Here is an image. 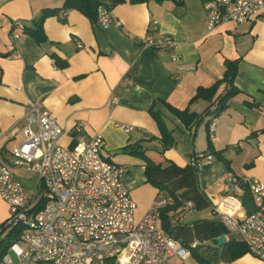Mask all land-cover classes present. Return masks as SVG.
I'll list each match as a JSON object with an SVG mask.
<instances>
[{"label": "crops", "instance_id": "crops-1", "mask_svg": "<svg viewBox=\"0 0 264 264\" xmlns=\"http://www.w3.org/2000/svg\"><path fill=\"white\" fill-rule=\"evenodd\" d=\"M64 1L0 0V159L29 196L37 192L38 176L11 163L12 151L27 138L24 116L31 102L63 129L60 146L70 148L78 137H101L102 157L124 171L122 183L136 204V222L163 194L147 183L144 157L163 167H185L196 154L211 156L210 165L197 171L203 177L197 179L199 188L210 202L209 211L197 219L211 218L214 195L238 197L237 185L228 178L264 183V15L241 25L224 22L209 33L205 0H126L110 9L107 29L77 10L46 17L41 44L17 27H34L43 9L61 8ZM152 21L158 26L149 32ZM149 33L172 36L178 62L165 48L143 50L140 41ZM227 62L236 64L233 87L225 80ZM217 82L211 100L194 99L198 89ZM232 88L237 94L215 116L219 99ZM213 118L210 138L207 125ZM79 122L84 127L73 133ZM171 210L170 222L176 223ZM8 216L0 198V227ZM227 239L241 243L230 232ZM220 264L261 262L247 253Z\"/></svg>", "mask_w": 264, "mask_h": 264}, {"label": "built area", "instance_id": "built-area-1", "mask_svg": "<svg viewBox=\"0 0 264 264\" xmlns=\"http://www.w3.org/2000/svg\"><path fill=\"white\" fill-rule=\"evenodd\" d=\"M99 1L95 25L107 29L111 12L106 0ZM204 9L210 33L224 22L241 25L261 17L264 0H205ZM157 26L152 21L149 32ZM17 27L22 30V25ZM17 37L11 33V38ZM140 44L143 50L165 48L172 62L179 60L178 43L170 35L149 33ZM83 127L79 122L73 133ZM214 132L213 118L208 124L210 138ZM23 133L27 138L12 151V168L35 173L39 182L35 196H29L0 159V198L9 208L1 227L22 228L0 264H106L110 260L115 264H166L172 258L184 264L190 257L161 227L162 211L173 206L171 197L158 194L142 219L135 221L136 204L122 183L124 171L102 157L99 135L78 137L70 148L60 146L64 131L38 102L28 105ZM211 160L209 155L196 154L189 166L198 171ZM227 182L246 185L255 210L247 214L234 195H225L213 209L227 231L264 264V183L251 178H228ZM192 212L190 202L171 210L176 223Z\"/></svg>", "mask_w": 264, "mask_h": 264}, {"label": "trees", "instance_id": "trees-1", "mask_svg": "<svg viewBox=\"0 0 264 264\" xmlns=\"http://www.w3.org/2000/svg\"><path fill=\"white\" fill-rule=\"evenodd\" d=\"M109 9L126 0H106ZM149 0H128L130 3H145ZM163 1V0H156ZM99 0H65L61 8L43 9L39 18L34 21V27H23L24 33L29 34L36 43L41 44L45 39L42 24L46 17L51 16L59 11L77 10L86 16L91 22L96 21V9ZM57 60H55V63ZM235 62H227L226 81L232 86V79L235 76ZM65 64H63V67ZM230 77V79H228ZM220 82L215 83L210 88H200L197 90L194 99L206 98L211 100ZM237 94L233 88L227 91L224 97L220 98L215 109V116L224 109L225 100ZM208 126V125H207ZM144 155V153L142 154ZM220 153L216 152L215 156ZM145 158V175L147 183L154 186L160 193H163L173 199V206L166 208L161 214V227L164 232L173 240L177 241L183 248L189 251L198 264H220L230 263L248 253V249L242 243L227 239V243L216 248L215 240L220 236H227L228 231L221 223L214 209L211 210V218L196 219L191 222L171 223V217L168 212L180 206L182 203L190 202L196 213H202L210 208V202L205 194L201 191L197 180V171L189 165L179 167L169 163L163 167V164L155 163L151 159ZM167 161H165L166 163ZM242 205L247 214L252 213L255 209L252 204V197L246 185L237 184ZM39 205L35 209H39ZM22 228L4 229L0 227V261L6 254L12 241L20 236ZM106 264H115L113 260Z\"/></svg>", "mask_w": 264, "mask_h": 264}, {"label": "rangeland", "instance_id": "rangeland-1", "mask_svg": "<svg viewBox=\"0 0 264 264\" xmlns=\"http://www.w3.org/2000/svg\"><path fill=\"white\" fill-rule=\"evenodd\" d=\"M186 1H194V0H186ZM198 177H197V179H199V181H201L202 179H203V177L201 176V171L199 172V174L197 175ZM224 184V183H223ZM224 187H226V189L225 190H227V193H229V186H226L225 184H224ZM210 193V192H209ZM211 194V193H210ZM221 194H218V195H214L211 199H213L212 200V202H211V204H218V202H220V200L222 199L221 198ZM207 211H209V209H207L206 211H204L203 213H205V212H207ZM198 217H200V213H193L192 215H191V217L189 218V222H191L192 220H195V219H197ZM257 260V259H256ZM168 264H180V262L176 259V258H174V259H170L168 262H167ZM182 263V262H181ZM184 264H198L192 257H189V258H187L184 262H183Z\"/></svg>", "mask_w": 264, "mask_h": 264}, {"label": "water", "instance_id": "water-1", "mask_svg": "<svg viewBox=\"0 0 264 264\" xmlns=\"http://www.w3.org/2000/svg\"><path fill=\"white\" fill-rule=\"evenodd\" d=\"M227 243L226 237L225 236H220L215 240V247L220 248L224 246Z\"/></svg>", "mask_w": 264, "mask_h": 264}]
</instances>
